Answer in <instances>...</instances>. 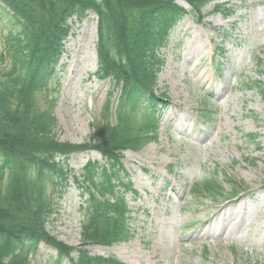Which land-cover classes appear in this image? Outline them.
Masks as SVG:
<instances>
[{"label": "rangeland", "instance_id": "374dc122", "mask_svg": "<svg viewBox=\"0 0 264 264\" xmlns=\"http://www.w3.org/2000/svg\"><path fill=\"white\" fill-rule=\"evenodd\" d=\"M215 4L230 14L214 13ZM201 14L187 13L159 51L164 64L155 89L167 102L156 113L157 140L123 153L137 192L126 195L134 234L108 247L88 246L93 255H114L126 264H264V0H214ZM17 30L0 8V53ZM96 40L94 13L73 19L59 65L39 95L42 107L54 100L61 141H87L107 99L112 111L116 107L118 91L95 76ZM88 160L102 163L87 151L71 155L69 164L79 171ZM207 179L221 184L222 197L191 194ZM79 193L70 185L46 225L71 246L80 243L84 218ZM243 205L246 217L231 227L229 212ZM55 261V251L39 244L32 263Z\"/></svg>", "mask_w": 264, "mask_h": 264}, {"label": "trees", "instance_id": "16d2710c", "mask_svg": "<svg viewBox=\"0 0 264 264\" xmlns=\"http://www.w3.org/2000/svg\"><path fill=\"white\" fill-rule=\"evenodd\" d=\"M178 1L0 0L18 26L0 53V66L6 63L0 69V264H33L40 243L55 251L54 264L63 259L68 264H126L114 255H93L88 246H111L134 234L126 195L137 192L123 153L157 140L156 113L165 105L155 91L164 64L159 51L187 12L201 18V10L214 0H181L190 11ZM88 11L96 18L95 76L109 80L118 100L112 111L107 99L88 140L75 144L59 140L54 100L42 107L39 95L59 65L72 20H82ZM213 11L230 14L219 4ZM260 93L264 99V85ZM88 150L97 151L103 162L88 160L75 171L71 155ZM70 185L84 202L77 246L46 229ZM191 194L223 196L214 179L194 185Z\"/></svg>", "mask_w": 264, "mask_h": 264}, {"label": "bare ground", "instance_id": "6f19581e", "mask_svg": "<svg viewBox=\"0 0 264 264\" xmlns=\"http://www.w3.org/2000/svg\"><path fill=\"white\" fill-rule=\"evenodd\" d=\"M246 211L245 206L243 205L242 208L238 211H230L228 214V220L230 221V225L232 226H238L243 219L246 217ZM207 233H211L212 230L210 228H206Z\"/></svg>", "mask_w": 264, "mask_h": 264}]
</instances>
